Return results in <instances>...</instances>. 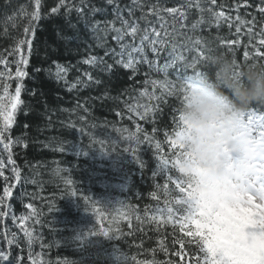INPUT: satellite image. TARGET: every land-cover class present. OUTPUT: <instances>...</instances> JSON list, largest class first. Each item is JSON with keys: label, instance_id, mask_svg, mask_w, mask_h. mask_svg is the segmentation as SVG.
I'll return each mask as SVG.
<instances>
[{"label": "trees", "instance_id": "1", "mask_svg": "<svg viewBox=\"0 0 264 264\" xmlns=\"http://www.w3.org/2000/svg\"><path fill=\"white\" fill-rule=\"evenodd\" d=\"M178 1L188 5L186 10H181L187 19L181 20L179 16L174 19L167 12H161L163 20L155 15L140 19L150 5ZM66 2L81 4V0ZM91 3L106 11L89 15L87 19L114 18V4H107L106 0H91ZM118 3L124 18L139 25L135 38L125 36L121 43L140 47L145 30L151 33L153 28L161 31L160 39L165 41L163 48L156 45L159 56L152 51L149 41L143 42V53L134 54L140 61L136 71L117 64L119 57L105 56V49L120 51L114 33L105 37L101 48L91 28L85 27L74 10L70 15L66 8L52 13L59 0H41V18L34 23L30 14L36 10L35 0H0V128L4 127V117L11 115L14 120L6 138L0 141V172H3L0 197L4 201L0 211L7 213L0 217V251L9 254V261L0 264H33V261L35 264H185L174 254L182 251L181 241L183 251L203 255L195 244L189 243L191 238L183 235L179 223H163L167 220L166 208L175 207V197L179 195L167 179L180 177L171 167L174 155L169 143L174 138L179 109L170 130L164 127V117L159 116L169 114L168 106L171 112L174 100L180 95L169 96L157 86L155 95L162 99H153L149 104L148 97L141 93L145 88L148 93L153 92L152 84L146 81L165 78L164 72L156 69L171 59L173 44L175 55H183L185 62H191L188 50L193 46L188 37L202 39L197 48L206 56L218 52L245 62L243 51L247 49L251 53L254 46L259 47L260 0H216L215 5L209 0H140L139 6L133 0H118ZM209 7L233 18L237 12L242 20L255 18L257 25L251 43L246 34L247 25L241 29L238 46L224 43L237 38L235 21L231 29L226 23L219 27L208 24L211 13L201 12V8ZM201 17L206 22L193 31V23ZM30 23L34 35L24 32ZM116 26L120 27L119 21ZM165 30L168 36L164 35ZM153 38L150 35L149 39ZM29 39L30 52L27 43L19 44L20 40ZM92 55L103 57L107 65H112L111 70L103 71V66L83 63ZM145 57L153 63L145 62ZM162 57L165 62L160 61ZM22 59L27 60L26 66L21 64ZM252 60L264 61V58L253 56L248 61ZM57 64L67 69V85L55 78ZM18 66L28 73L22 81L15 76ZM175 70H168L167 80L178 88L181 82L177 84ZM85 73H90L93 80L88 81ZM132 78H137L135 83ZM77 80L89 86L83 87ZM96 80L100 82L95 83ZM72 84L76 87L71 88ZM132 84L137 87L128 91L134 87ZM17 86L21 87V103L13 110ZM136 94H139L136 101L131 103ZM145 105L153 111L141 119ZM155 127L165 131L158 132ZM145 136L151 137V141H145ZM137 139L141 141L139 145ZM156 143L160 144L159 150ZM125 147L129 148L128 153L123 151ZM102 148L108 153L102 152ZM132 149H136L143 168L131 154ZM146 156L152 165L150 170L146 167ZM157 157L169 161L166 171L158 168ZM13 169L19 170V181ZM5 188L12 192L10 197H4ZM70 190L76 191V197L69 195ZM28 204L32 207H27ZM153 216L157 220L153 221ZM25 231L32 232L31 245ZM90 231H107L108 237L91 236ZM9 241L13 243L10 245ZM95 241L99 243L93 246ZM17 257L22 259L17 261Z\"/></svg>", "mask_w": 264, "mask_h": 264}, {"label": "snow or ice", "instance_id": "2", "mask_svg": "<svg viewBox=\"0 0 264 264\" xmlns=\"http://www.w3.org/2000/svg\"><path fill=\"white\" fill-rule=\"evenodd\" d=\"M107 4H114L112 20H89L86 17L91 15L94 16L97 12L104 13L106 10L103 8L96 7L95 4L91 3V0H81L79 6L68 5L66 0H59V4L55 7H52L51 12L56 14L60 12L61 8H66L68 15L74 10L78 14V18L82 21L86 28H91V33L93 38L97 41V46L103 48L105 37L112 32L114 33V39L117 44L120 46V51L116 52L115 49H105V56L111 54L114 57H119L116 60L117 64L122 65L126 69H132L136 71V65L140 62L135 59V53H143V42L149 41V44L152 46V51L159 56L156 45L159 44L160 48L165 47V41L161 38V31H157L154 28L149 33L148 30H145L144 35L141 39V46L135 47L129 45L127 42L121 43L124 41V37L131 35L135 38L136 34L139 31L138 23L133 20L131 23L128 19H125L118 0H106ZM133 3L137 6L140 5V0H133ZM211 5L216 4V0H209ZM40 4L41 0H35V11L30 14L31 22H38L40 20ZM90 5V6H89ZM250 6V5H245ZM197 7H200L197 4ZM87 8V11H86ZM258 8V14L261 16L260 21V35L259 47H253V51L250 53L247 49L243 51V61H248L253 59V56L264 58V0H260ZM129 16L133 15L132 9H129ZM208 11L211 13V17L207 20V23L210 25H215L219 27L222 23H226L231 29L233 27V20L235 21V32L237 38L226 41L228 45L238 46L240 41V36L243 34L241 32L242 27L247 25L246 34L251 37L254 34V29L256 28L257 21L255 18L251 20H242L237 12L235 18L227 16L223 11H214L213 8L209 7L207 9L201 8V12ZM161 12H167L172 15L175 19L176 16H179L181 20L187 19L185 13L181 9L176 7H168L160 9L156 5H150L148 11L143 13L140 19H147L149 15L159 16L163 20ZM117 21H119L120 27L116 26ZM206 21L203 17L192 25V30L195 31L201 24H204ZM33 23H30L29 27L24 29L26 34L34 35ZM184 25L182 24L181 27ZM162 28H165V25H161ZM150 35L154 38L149 39ZM165 36H168L169 33L165 30ZM189 43L193 46V49L197 51V55L193 57L190 63L185 62V57L183 55H175L176 45H172V52L169 53L171 59L165 63L162 67L157 68L158 71H163L165 75V81H146L145 83H151L153 86V92L148 93L147 88L144 92L141 93L142 96H147L149 100H161L162 96L155 95V88L159 86L163 89L164 93H167L169 96L177 95L179 90L176 84L167 80L168 70L176 69V79L181 80V73L186 72L187 69L191 68L194 72V75L201 72L198 68V65L203 64V67L207 68L205 63L207 56L203 51H200L197 46H200L203 41L201 38L188 37ZM27 43L29 52L31 51V40H20L19 44L23 45ZM231 50V48L229 49ZM19 51V47L17 48ZM125 57L127 59L125 60ZM235 58V57H234ZM145 62L152 64L153 62L147 61V57L144 58ZM237 60V58H235ZM238 61V60H237ZM6 63V62H5ZM87 65L93 67L103 66V71H110L112 65H107L103 57H98L95 55L89 56L83 61ZM21 64L26 66L27 60L22 59ZM178 64H181L182 67H177ZM57 71L55 73V78L58 81H63L67 85V69L57 64ZM39 71V69H37ZM28 75L27 71L22 67L18 66L15 72V76L22 81L24 77ZM88 81H92L93 77L90 73H85ZM190 76H185L183 81L187 80ZM99 80H96L95 83H99ZM78 84H81L83 87H88L87 83H83L80 80H77ZM76 84H72L71 88H75ZM21 87L17 86L15 88L14 103L12 104L13 110L16 109L17 105L21 103L20 101ZM153 109L147 105L144 106V111L140 113V118L144 119L147 117ZM14 123L13 116L9 115L4 119V127L0 128V141L4 140L5 134L12 127ZM247 125L252 130L253 135L259 140L264 141V115H257L255 112H249L247 117ZM27 127V126H25ZM176 134V130L174 136ZM145 141H151V137L145 136ZM103 144L104 141H101ZM141 141L137 139V145ZM169 143L173 149H176L175 139L172 138L169 140ZM6 148L7 144L4 145ZM26 147V145H25ZM156 149H160V144L156 143ZM63 151V149H61ZM102 152L108 153L101 149ZM124 152H129V148H123ZM131 154L137 158V163L141 164L143 168L144 165L139 160V156L136 152V149H132ZM178 152L174 153V159L171 161V167L178 171L179 161L177 159ZM159 164L158 168L160 170L166 171L169 167V161L163 160L160 157H157ZM15 164V161H12ZM15 172V179L19 181L20 173L18 169H13ZM258 171L264 172V164H261L258 168ZM0 175H3V172H0ZM157 175V173H156ZM168 181H171L175 188L178 189L179 195L175 197V207L169 206L166 208L167 220H164L163 223H179L180 230L183 232V235L191 238L189 243L195 244L198 248L199 253L203 255H190L188 252L183 251L184 243L180 242V248L182 251H177L174 254L177 257H180L181 261H184L187 264V261H192V264H264V176L258 175L256 177V182L250 185L255 195L252 192L247 194V199H244L240 196H230L225 192L213 191L207 193H201L198 197H193L189 192V187H186L180 178L173 179L172 176L167 177ZM164 188H168V184L165 183ZM12 192L9 188L4 189V197H10ZM69 195L71 197H76L77 193L75 190H70ZM85 203L88 202V198L85 197ZM3 197H0V204H2ZM27 207L31 208L32 205L28 204ZM7 213L0 211V217L6 216ZM139 219V218H138ZM152 220H157L156 216L152 217ZM39 223V221H37ZM185 229H187L185 231ZM24 235L27 237L28 244L31 245L33 242V236L31 231H25ZM91 236L103 235L108 237V232L103 231L98 233L96 231H90ZM13 241H9L11 245ZM99 243V241L93 242ZM31 258V256L29 257ZM22 259V257H17V261ZM9 254L0 251V262H8ZM35 264V261H33ZM175 264V262H173Z\"/></svg>", "mask_w": 264, "mask_h": 264}, {"label": "clouds", "instance_id": "3", "mask_svg": "<svg viewBox=\"0 0 264 264\" xmlns=\"http://www.w3.org/2000/svg\"><path fill=\"white\" fill-rule=\"evenodd\" d=\"M206 71L183 81L176 125L180 179L193 197L220 191L247 199L256 193L264 164V141L253 135L247 117L264 105V61L243 63L225 54L208 55Z\"/></svg>", "mask_w": 264, "mask_h": 264}, {"label": "bare ground", "instance_id": "4", "mask_svg": "<svg viewBox=\"0 0 264 264\" xmlns=\"http://www.w3.org/2000/svg\"><path fill=\"white\" fill-rule=\"evenodd\" d=\"M156 6H157L158 8H160V9L168 8V7H176V8H179V9H181V10H186V9L188 8V5H187L186 3H184V2H182V1L171 2V3H166V4L160 3V4L156 5ZM198 47H199V46H198ZM199 50L201 51V49H199ZM204 50H205V49H204ZM188 52H190V53H189L190 60H192L193 57H195V56L197 55V51L194 50L193 47L190 48V49L188 50ZM212 55H219V53H218V52H216V53H212ZM160 61H161V62H165L164 57L160 58ZM139 71L141 72L142 70L139 69ZM187 75H188L187 71H186V72H182V73H181V79H183V78H184L185 76H187ZM136 79H137V78H132L131 80L135 83ZM159 81H160V82H164V81H165V78H159ZM168 81H169V80H168ZM132 85H134V84H132ZM136 87H137V86H136V84H135L134 87L131 88V89H129L128 91H130V90H134ZM151 90H153V86H151ZM138 95H139V94L134 95L135 98L131 101V103H133V102L136 101V97H137ZM139 97L141 98L142 96H139ZM179 99H180V97H177V100H176V99L174 100V102H173V104H172V106H171V112H170V105L168 106V112H169V114H168V113H164L162 116H159L161 119H163V117H164V119H163V124H164V127H165L167 130H170V128L172 127V123H173V121H174L173 118H174V116L177 114L178 109L180 108V100H179ZM152 102H153V100H150L148 103L151 104ZM261 109H262V105H254V106L250 109V112H255V113L257 114V113H259V112L261 111ZM169 116H170V118H169ZM165 119H166V121H164ZM150 124H151V123H150ZM151 125L154 126V124H151ZM165 128L162 129L161 127H155L156 131H158V132L165 131ZM174 151H176V150L174 149ZM146 155H147V154H146ZM148 157H149V156H146V157H144V158L146 159V160H145V163H146L147 170H150V169L152 168V165H151V163L149 162Z\"/></svg>", "mask_w": 264, "mask_h": 264}, {"label": "rangeland", "instance_id": "5", "mask_svg": "<svg viewBox=\"0 0 264 264\" xmlns=\"http://www.w3.org/2000/svg\"><path fill=\"white\" fill-rule=\"evenodd\" d=\"M189 71L191 72V68H189ZM191 74H192V72H191ZM8 115V114H7ZM5 118V117H4ZM135 138H133L132 140H134Z\"/></svg>", "mask_w": 264, "mask_h": 264}]
</instances>
